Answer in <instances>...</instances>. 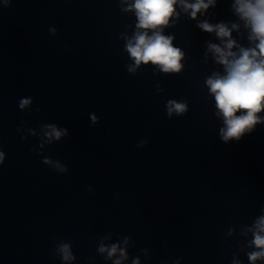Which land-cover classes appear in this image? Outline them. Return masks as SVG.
<instances>
[{
  "label": "clouds",
  "instance_id": "obj_1",
  "mask_svg": "<svg viewBox=\"0 0 264 264\" xmlns=\"http://www.w3.org/2000/svg\"><path fill=\"white\" fill-rule=\"evenodd\" d=\"M8 0H5L7 3ZM177 3L185 12H190L191 18L196 19L198 13L207 11L209 6L215 5V0H195L188 3L187 0H134L126 11H135L137 18L134 36L128 40L126 51L134 61V66L128 68L129 72H135L141 64L159 66L164 73H178L182 69L180 63L183 53L172 44V37L162 34V28L169 24L170 18L176 14ZM235 12L246 22V27L251 28L249 39L259 41L254 48L239 49V54L232 51L236 46L231 39V29L225 23L210 24L207 21L201 22L198 27L203 31L214 32L224 43V47L217 44H209L211 51L218 63L225 68L226 75L213 74L206 80L210 93L215 97L216 108L219 115L223 117L224 127L220 130L221 138L227 142L230 139L239 140L241 135L250 130L260 122L257 113L264 111V0H235L233 5ZM238 26L232 25L235 29ZM149 30L152 34L149 35ZM55 33V29H51ZM33 103L32 98H24L19 101V108L25 109ZM187 106L177 103L175 100L168 101L167 115L171 117L173 112L183 114ZM40 111L39 108L36 109ZM240 112V115L237 113ZM93 125L97 121L95 114L91 115ZM48 131L44 135L47 141H59L62 136L68 135L67 129H59L55 124L44 125ZM147 141H142V146ZM4 153L0 151V164H3ZM42 163L53 165L59 172L68 171L67 166L59 161L55 163L50 158H44ZM249 246H254L256 251L247 254L251 264L257 260L264 259V216H261L253 232V239ZM58 251L64 261L74 259L70 245L62 243ZM99 252H107L108 257L114 256L118 251V245L110 247L101 245ZM120 255L125 257V252L120 250ZM115 264H121L118 259ZM138 264V261H134Z\"/></svg>",
  "mask_w": 264,
  "mask_h": 264
}]
</instances>
